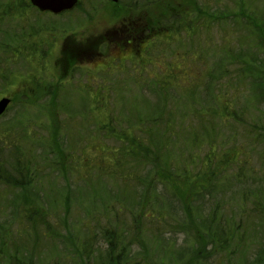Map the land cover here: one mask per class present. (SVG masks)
Wrapping results in <instances>:
<instances>
[{"label": "trees", "instance_id": "trees-1", "mask_svg": "<svg viewBox=\"0 0 264 264\" xmlns=\"http://www.w3.org/2000/svg\"><path fill=\"white\" fill-rule=\"evenodd\" d=\"M260 1L261 3H257V0L192 1L195 3L190 16H195L197 21L203 16L202 21L196 23L199 28L208 26L211 32L220 29V43L215 45V39L212 38L206 44L207 49H203V55H207L205 60L197 53L198 62L202 63L201 74L193 73L187 67L183 72L177 73L179 64L175 61L179 60L178 54L189 60L195 49L190 44L193 42L191 38L194 28L186 26L185 47L172 53L169 50L164 58L155 55V59L159 61L150 63L152 61L149 60L145 64L151 70L157 69L158 77L160 73L169 77V83L164 80L166 83H161L163 86L159 88L157 84L150 82L154 95H158L156 103L142 100L138 95V99L133 101L134 108L128 106L129 109L126 110L129 119L122 115L116 116L123 113L127 104H115L112 97L109 98L112 96H108L113 89L112 83L105 87L103 84L99 85L102 96L95 97L94 106L98 103L110 108L111 114L106 122L109 129L114 131V139L118 142V146L105 151L107 158H103L111 163L109 174L98 173L92 181L90 177L94 175H79L78 179L75 175H67L68 162L60 159L64 158L60 156L63 147L57 134L49 133L50 149L43 147L44 153L40 154L36 150L37 139L33 136L30 121L15 119L10 120L9 125L0 126V189L6 192V195L0 193V264H209L212 257L223 254L234 243L233 234L223 233L219 222L212 223L216 219L202 217V209L195 203L201 195L200 191L194 190L193 196L183 198L178 189L169 183H174L175 186L187 183H197V187L203 185L202 179L196 182L189 177L190 170L182 161V149L187 154V159H190L188 162H191L196 147H208L207 140H211L213 136L219 137L220 134L209 135L203 130L199 132L193 129L195 122L203 127L207 119L214 124L225 125L233 137L237 133L236 126L246 128L248 125L245 130L249 137L247 141L253 140L259 148L257 156L261 166L257 168V172H264V0ZM119 2L121 7L133 11L139 7L149 8L160 0ZM32 8L40 15L48 13L38 10L29 0H0V52L9 50L13 55L20 51L17 47L15 50L9 47L5 34L12 29L14 23L20 27L19 23L24 21L27 11ZM63 13L49 15L60 16ZM177 14H182V11ZM165 15L168 17H163V22L172 27L176 14ZM228 27L234 30L227 31ZM55 29L56 26L52 25L43 30ZM62 29L68 30L66 26ZM142 29L149 38L161 34L153 33L154 30L148 24H144ZM202 30L207 31L206 27H202ZM33 32L24 31L23 35L28 37L39 33ZM168 32L170 38L173 36L177 39V30ZM181 47L182 45L178 46ZM37 50L38 48L34 54ZM211 51H215L212 56L209 55ZM162 68L167 69L165 73ZM123 73L127 75L126 71ZM204 80L207 93L203 97L198 93L195 97L193 86L196 87L199 81ZM128 82L137 88L132 79ZM125 83L123 79V86ZM180 83L191 85L177 94V88H182L178 87ZM244 83L251 86V93H245ZM65 91L66 89L60 93L63 98L58 97V101H62L60 103L55 102V93L50 98L52 109L62 114H67L65 109L68 110L69 107L65 103ZM31 95H36L34 90L26 92L23 97L29 98ZM190 97L194 99L195 106L189 119L185 108L187 109L186 99ZM219 97L226 100L227 115L216 112L211 105L213 103L216 106ZM33 108L34 103L29 109ZM45 110V107L36 110V115L43 116L44 121ZM254 111H257V116ZM174 113H177L178 121H174ZM24 118L35 122L34 117L27 114ZM173 123L176 135H173L169 127ZM186 131H191V136ZM248 155L247 152L243 154V159H239L242 166L248 161ZM206 157L204 164L210 169L212 159L209 154ZM67 158L69 162L73 161L70 155ZM195 162L198 164V159ZM118 168L122 170L119 171ZM163 168L171 174L174 171L183 181H169L168 176L163 175ZM241 168L242 174L249 171L245 167ZM68 170L70 171V167ZM128 170H134L135 173L128 175ZM194 174L202 177L197 172ZM157 175H163V178ZM210 175L215 174L210 171ZM112 176L122 184L123 190L112 187ZM203 177L209 184L211 180L210 188H214L215 177ZM219 179L222 183L225 176L222 175ZM135 186H140L141 191H134ZM259 193L263 195L260 202L256 196L253 204L264 223V189L257 187L256 195ZM9 194H12L11 200ZM21 205L33 207V220L23 219L25 213L20 210ZM211 212V216L214 214L217 217L215 211ZM148 224L152 228L147 227ZM193 224L195 230L202 234L200 243L195 245L188 241V238H193L188 225ZM177 231L184 233L187 242L184 247L175 246ZM240 264H264V235L262 244L253 256Z\"/></svg>", "mask_w": 264, "mask_h": 264}, {"label": "rangeland", "instance_id": "rangeland-1", "mask_svg": "<svg viewBox=\"0 0 264 264\" xmlns=\"http://www.w3.org/2000/svg\"><path fill=\"white\" fill-rule=\"evenodd\" d=\"M192 1L194 0H160L149 8L141 9L139 7V9L131 11L121 7L119 0H79L77 7L60 16L40 15L37 10L29 9L24 21L19 23L20 27L14 23L12 29L5 34L6 42L10 44L9 47L12 50L17 47L20 51L13 55L9 50L0 52V77L2 78L0 80V98L3 96L12 98L9 106L0 116V126L9 125V121L15 119H23L24 122L30 121L33 136L37 139L36 150L40 154L44 153L43 147L47 150L50 149L48 147L49 133L57 134L59 143L63 147V153L60 152V156L62 155L64 158L60 157V159L68 162L66 166L70 167V171L67 167V175H75V178L79 175H94L90 177V181H92L98 173L100 175L109 174V170L112 168L109 165L111 163L103 158H107L105 151L118 146V142L114 139V131L109 129L108 122H106L111 114L110 108L103 107L98 103L94 106L95 97L102 96L99 85L103 84L105 87L112 83L113 89L108 96L112 94L109 98L112 97L115 104L123 106L127 104L123 113L116 114V116H125V119H129V114L126 112L128 106H133V101L135 98L138 99V95L142 100L147 99L150 103H156L158 95H154L150 82H154L161 88L163 86L161 83L165 84V81L169 83L167 80L169 77L163 73L162 75L160 73V77H158V70L155 68L151 70V67L145 64H148L149 60L152 61L150 63H154L157 60L155 55L164 58L167 57L165 55L169 53V50L172 53L176 50L180 51L179 49H182L183 46L185 47V43L187 44L185 30L188 25L194 28L191 38L193 42L190 43L191 47H195L194 53L189 60L187 57L181 58V54H178L179 60H176L175 63L179 64V68L176 70L177 73L183 72L187 67L186 69L189 71L201 74L202 63L198 62L199 56L204 57L205 60L207 55H203V49L204 51L207 49L206 44L212 41V38L215 39V45L220 43L218 40L220 29L211 32L208 26H202L206 27L207 31H203L202 27L199 28L196 23L202 21L203 16L198 21L195 16H190V12L193 10L192 5L195 3ZM197 1L201 2L202 0ZM257 3H261V1L257 0ZM179 9L182 11L180 15L177 14ZM173 13L176 15H174L171 27L168 23L163 22V17H168L165 14ZM144 24L150 25L154 30L153 33L161 34L151 38L147 37L146 31L142 29ZM52 25L56 26L55 30H43L45 27L51 28ZM63 26H66L68 30L62 29ZM229 29L234 30V28L228 27L227 31ZM32 30L39 31V33L24 37V31L31 33ZM176 30L178 31L177 39L173 36L170 38L168 31ZM92 44L95 45V56L88 58L80 49L88 50L87 47H91ZM181 45L182 47L178 48ZM174 46L175 48H173ZM200 46L202 54H200ZM36 48L38 50L34 54ZM212 54H215V51L209 52V55L212 56ZM211 56L208 58L211 59ZM200 61L202 62V60ZM160 63L163 64V62ZM162 70L165 73L167 69L162 68ZM125 71L126 76H130V78L124 75ZM92 74L95 76L94 79H92ZM113 76L115 77L112 78ZM123 79L126 82L124 86ZM129 79H132L137 88L128 82ZM190 85V83L185 85L180 83L178 87L182 88H177L175 93L183 92ZM244 86L246 94L252 92L250 85L244 83ZM65 89L67 94L65 103L69 104V107L68 110L65 109L68 111L67 114H62L60 111L56 112L55 109H52L50 98L55 93V102H62L58 101V97L63 98L60 93ZM33 90L36 95H31L29 98L23 97L26 92L29 93ZM193 91L195 97L198 93H200V97H203V94L207 93L205 80L199 81L196 87L193 86ZM103 94L107 96L105 92ZM216 101H218L216 106L211 104L215 107V111L227 115L226 100L219 97ZM32 102L35 108L30 110L29 107L33 106ZM252 104L254 105V100ZM194 106L195 102L192 97L186 99L187 109L185 108V111L186 117L189 115V119L193 115ZM39 107L46 108L45 121L43 116L36 115V110ZM142 109L144 110V108ZM251 111L253 112V110ZM254 112L257 116V111ZM26 114L29 117H34L35 122L24 118ZM172 116L175 118L174 121H178L177 113ZM193 125L189 126H193L196 131H204L209 135L220 134L218 138L213 136L211 140H207L208 147L206 145L198 146L199 149L196 147L191 162H188L190 159H187V154L185 155V151L182 149L184 156L182 161L190 170L189 177L196 182L202 179L203 185L201 187H197V183L180 184V186L169 183V185L176 187L183 198L193 196L194 190L200 191L201 195L195 203L202 209V217L216 219L212 223L219 222L222 225L220 230L223 233L234 235V243H231L229 248L222 252L223 254L212 257L209 264H240L253 256L262 244L264 235L261 214L255 211L253 204L254 197L257 196V201L260 202V198L263 196L260 193L256 195L257 187L264 189V172H257V168L261 166L257 156L259 148L253 140L247 141L249 137L245 130L248 125L246 128L242 125L236 126L237 133L234 134V137L231 136V131L224 127L225 125H222L223 128H221V125L212 123L210 119H207L203 127L196 122ZM169 127L173 135H176L175 123ZM232 130L235 131L233 128ZM11 132L15 133V130ZM186 133L189 136L192 134L191 131H186ZM238 146L239 149L236 148ZM247 152L249 153L246 156L248 161L245 166H242L239 159H243V154ZM207 154L212 159L210 169L204 164ZM69 155L73 159L72 162H69L67 158ZM195 159H198V164ZM229 159L232 160L228 161ZM241 167H245L249 171L242 174L240 173L243 172ZM118 170L122 169L118 168ZM210 171L215 175H210ZM195 172L202 177H196ZM134 173V170H128V175ZM172 173L163 168V175H167L169 181H183L181 176L179 178L174 171ZM220 173L221 175H219ZM163 175L157 176L163 178ZM206 175L215 177L214 188H210L212 181L210 180L211 184H209L203 177ZM222 175L225 176V179L221 183L219 177ZM234 179L240 183H236ZM110 182L113 188L123 190L122 184L113 176L110 178ZM0 187L2 188V186ZM134 191H141V187L135 186ZM0 193L6 195V192L1 189ZM11 198L12 194H9V199L11 200ZM19 208L22 213H25L23 219L28 221L34 219L33 207L21 205ZM211 211H215L217 217L214 214L211 216ZM147 227L152 228L150 224ZM188 228L190 234L193 233V238H188V241L193 245L200 243L202 234L195 230V224L188 225ZM164 235L169 234L164 233ZM175 238L176 247H184L187 244L184 233L177 231Z\"/></svg>", "mask_w": 264, "mask_h": 264}, {"label": "water", "instance_id": "water-1", "mask_svg": "<svg viewBox=\"0 0 264 264\" xmlns=\"http://www.w3.org/2000/svg\"><path fill=\"white\" fill-rule=\"evenodd\" d=\"M30 3L36 6L39 10H48L53 13H58L66 9L72 8L77 0H29ZM9 97L0 98V114H2L8 103Z\"/></svg>", "mask_w": 264, "mask_h": 264}, {"label": "flooded vegetation", "instance_id": "flooded-vegetation-1", "mask_svg": "<svg viewBox=\"0 0 264 264\" xmlns=\"http://www.w3.org/2000/svg\"><path fill=\"white\" fill-rule=\"evenodd\" d=\"M78 2H79V0H77V3L74 5L73 8L77 7ZM47 12H48L47 14H49V13L51 14V12H49V11H47ZM61 13H63V12H61ZM54 15H58V14H54ZM87 48H88V50L87 49L83 50L82 48L80 50L83 51V53H85L86 57H88V58L94 57L95 56V45L92 44L91 47H87ZM89 50L91 53L90 52L88 53ZM94 78H95V76H94V74H92V79H94Z\"/></svg>", "mask_w": 264, "mask_h": 264}]
</instances>
